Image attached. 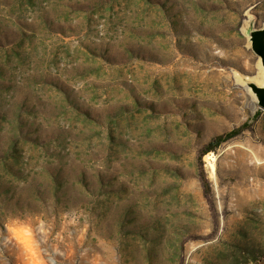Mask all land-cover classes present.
<instances>
[{
  "label": "rangeland",
  "instance_id": "rangeland-1",
  "mask_svg": "<svg viewBox=\"0 0 264 264\" xmlns=\"http://www.w3.org/2000/svg\"><path fill=\"white\" fill-rule=\"evenodd\" d=\"M261 26L264 0H0V175L87 183L0 203V264H264Z\"/></svg>",
  "mask_w": 264,
  "mask_h": 264
},
{
  "label": "trees",
  "instance_id": "trees-1",
  "mask_svg": "<svg viewBox=\"0 0 264 264\" xmlns=\"http://www.w3.org/2000/svg\"><path fill=\"white\" fill-rule=\"evenodd\" d=\"M259 110H257V113ZM19 126V125H18ZM243 129V125L234 128L224 134H219L214 137L212 143L213 145L208 147L206 151L216 146L223 140L236 135ZM17 134H13L6 140V145L0 149V159L5 161L7 158H12L15 160L17 158V144L18 138ZM33 141H36V136L32 137ZM73 174V179L70 177ZM41 176H43L41 181H37L35 177L27 179L26 181V195L22 192H18L16 185L13 183L17 179L24 178L21 169H11V167L6 168V173L0 175V203L11 202L10 204L16 208L29 209L33 206H43L47 202H52L53 204H60V206H65L68 204L74 196V186L76 184L80 185L79 193H82L85 182V172L82 169L75 171V169L66 168L61 161H58L57 165L54 167L43 166L41 170ZM97 183H100L99 178ZM86 188V187H85Z\"/></svg>",
  "mask_w": 264,
  "mask_h": 264
},
{
  "label": "water",
  "instance_id": "water-1",
  "mask_svg": "<svg viewBox=\"0 0 264 264\" xmlns=\"http://www.w3.org/2000/svg\"><path fill=\"white\" fill-rule=\"evenodd\" d=\"M251 50L257 55L260 66L263 70V77L260 84L254 81H247L246 86L253 94V102L259 110H264V26L252 28L246 31Z\"/></svg>",
  "mask_w": 264,
  "mask_h": 264
},
{
  "label": "bare ground",
  "instance_id": "bare-ground-1",
  "mask_svg": "<svg viewBox=\"0 0 264 264\" xmlns=\"http://www.w3.org/2000/svg\"><path fill=\"white\" fill-rule=\"evenodd\" d=\"M258 68H259V73H258V76L255 78V82L257 83V84H260V82L262 81V77H263V74H262V68H261V66H260V63L258 62ZM246 89L248 90V91H250V89L248 88V87H246ZM253 99V98H252Z\"/></svg>",
  "mask_w": 264,
  "mask_h": 264
}]
</instances>
